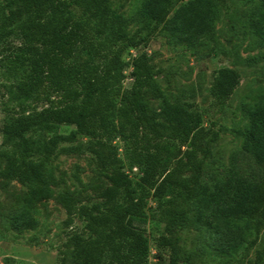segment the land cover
<instances>
[{"label": "trees", "instance_id": "1", "mask_svg": "<svg viewBox=\"0 0 264 264\" xmlns=\"http://www.w3.org/2000/svg\"><path fill=\"white\" fill-rule=\"evenodd\" d=\"M219 16L218 0H140L133 20L146 34L137 37L112 0H0V74L13 104L0 129L6 162L0 175L28 188L15 227L31 225V210L55 196L48 163L61 142L83 134L110 183L99 192L103 200L91 205L67 190L55 196L67 224L76 218L86 223L87 234L74 230L67 242L76 264H147L150 245L142 224L149 219L164 223L158 244L175 256V235L189 221L225 257H234L248 233L254 234L252 243L261 232L264 238V92L244 105L247 123L238 129L256 172L243 174L234 164L224 176L207 180L199 157L210 151L202 112L171 100L147 53L131 62L125 57L159 32L173 45L198 47ZM246 22L264 43V0L252 6ZM14 37L19 42L8 44ZM128 66L132 82L125 87ZM239 81L236 69L220 67L214 98L226 102ZM152 98L162 100L159 109ZM62 125L75 128L64 133ZM117 137L130 169H140L139 182L125 169ZM151 198L157 202L152 213ZM243 264H264V246Z\"/></svg>", "mask_w": 264, "mask_h": 264}, {"label": "rangeland", "instance_id": "2", "mask_svg": "<svg viewBox=\"0 0 264 264\" xmlns=\"http://www.w3.org/2000/svg\"><path fill=\"white\" fill-rule=\"evenodd\" d=\"M220 16L215 30L195 48L173 45L163 33L155 34L148 42L137 48H129L125 57L132 59L147 53L156 70L157 79L164 92L174 101L194 104L204 117L209 153L204 158L203 176L209 180L222 177L237 164L243 174L252 175L257 165L243 152V138L238 129L247 123L244 105L264 92V43L249 30L247 13L259 0H218ZM115 11L130 19V34L143 37L146 31L133 20L140 0H112ZM17 44L16 37L9 40ZM7 43V42H6ZM3 45H0V53ZM223 66L236 69L240 81L226 102H218L211 91L216 71ZM131 66L126 69L125 87L132 82ZM0 74V129L11 116L13 104L7 102ZM153 107L159 109L162 100L152 98ZM44 104L36 105L41 108ZM74 125H62L61 132L68 133ZM90 137L79 134L73 142H61L59 149L48 163L55 179V196L61 191H70L82 203L93 204L103 199L101 189L108 185L107 172L103 170L90 150ZM115 144L124 159L125 169L135 182L141 178L140 169H130L125 157L123 141L117 137ZM206 142V141H205ZM2 133L0 130V148ZM69 148V149H64ZM5 159L0 157V170L5 168ZM27 186L18 180H8L0 175V264H76L72 248L68 245L69 234L80 231L87 234L86 223L76 218L67 224L68 214L55 196L38 203L32 211L31 225L17 228L13 217L24 207ZM157 202L150 200L148 211L154 212ZM164 223L149 219L142 224L149 239L150 258L147 264H243L254 258L264 246L263 232L252 243L254 234L248 233L246 241L236 248L234 257H225L205 243V237L189 221L175 235L179 256L167 247L158 244L159 236L165 234ZM161 253L163 258L158 256Z\"/></svg>", "mask_w": 264, "mask_h": 264}]
</instances>
